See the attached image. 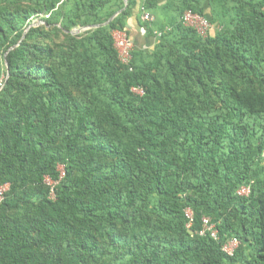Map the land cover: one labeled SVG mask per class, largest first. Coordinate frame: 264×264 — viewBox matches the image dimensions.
I'll return each mask as SVG.
<instances>
[{"label":"trees","instance_id":"1","mask_svg":"<svg viewBox=\"0 0 264 264\" xmlns=\"http://www.w3.org/2000/svg\"><path fill=\"white\" fill-rule=\"evenodd\" d=\"M136 4L0 0V264H264V0H146L162 35L127 67Z\"/></svg>","mask_w":264,"mask_h":264},{"label":"built area","instance_id":"2","mask_svg":"<svg viewBox=\"0 0 264 264\" xmlns=\"http://www.w3.org/2000/svg\"><path fill=\"white\" fill-rule=\"evenodd\" d=\"M141 12L143 13L142 19L145 23L152 22L153 17L148 14L144 7H141ZM48 16H46L47 18ZM182 22L185 27L193 29L198 36L206 38L211 31L213 30L212 25L208 20L198 14H195L191 11H186L183 14ZM42 22L39 21L38 24ZM153 35L155 38H158L162 35L159 31H154ZM113 41L114 48L118 54V58L121 64L129 67L132 62V54L134 51V44L130 37L125 32L115 31L113 32ZM7 76L0 77V90L4 87ZM131 93L137 97H142L144 95V89L142 87H132ZM264 158V152L262 154ZM59 179H62L65 176L64 165L58 166ZM46 184L50 187L51 194L50 198L54 199V187L57 185V182L52 181L49 178L45 180ZM9 185L5 184L0 186V203L4 200L5 193L8 191ZM250 192L249 187H241L237 194L241 197L247 196ZM185 217L187 219V228L190 229L193 224V213L190 209H186ZM198 235L201 237H209L214 241H220L219 232L216 225L211 221L210 218L204 217L201 221V229L198 232ZM239 246L237 239L232 238L228 239L221 246V251L228 257H233L235 251Z\"/></svg>","mask_w":264,"mask_h":264},{"label":"crops","instance_id":"3","mask_svg":"<svg viewBox=\"0 0 264 264\" xmlns=\"http://www.w3.org/2000/svg\"><path fill=\"white\" fill-rule=\"evenodd\" d=\"M146 0H137L136 6L132 9L130 18L126 24V34L130 37L134 44V50L150 51L156 44V38L146 32L143 27L145 23L142 19L141 5ZM158 6H163L167 0H155ZM207 11L209 7L205 5ZM214 28V26H212ZM213 31V30H212ZM211 31V32H212Z\"/></svg>","mask_w":264,"mask_h":264},{"label":"water","instance_id":"4","mask_svg":"<svg viewBox=\"0 0 264 264\" xmlns=\"http://www.w3.org/2000/svg\"><path fill=\"white\" fill-rule=\"evenodd\" d=\"M124 3H125V7H126L127 0H124ZM121 12H122V11H119L118 13H116L114 16H112V17H111V18H110L105 24H103V25L92 26V27H88V28H86V29H96V28H98V27H100V26H106V25H108L110 22H112L113 19H114L117 15H119ZM36 25H38V24H31L28 28H30V27H32V26H36ZM86 29H77V30H74V31L72 32V34H77V33L81 32V31H83V30H86ZM7 76H8V75H7Z\"/></svg>","mask_w":264,"mask_h":264},{"label":"rangeland","instance_id":"5","mask_svg":"<svg viewBox=\"0 0 264 264\" xmlns=\"http://www.w3.org/2000/svg\"><path fill=\"white\" fill-rule=\"evenodd\" d=\"M34 23H35V24H38V23H39V21H38V20H35V21H34ZM213 29H214V28H213Z\"/></svg>","mask_w":264,"mask_h":264}]
</instances>
